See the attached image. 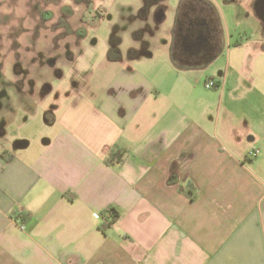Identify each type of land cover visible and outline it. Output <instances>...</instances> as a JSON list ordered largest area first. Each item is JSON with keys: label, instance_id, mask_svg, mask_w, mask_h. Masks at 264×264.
<instances>
[{"label": "crops", "instance_id": "1", "mask_svg": "<svg viewBox=\"0 0 264 264\" xmlns=\"http://www.w3.org/2000/svg\"><path fill=\"white\" fill-rule=\"evenodd\" d=\"M188 1L168 25L156 4L134 16L120 55L60 90L39 144L8 130L0 264H264V0H210L220 45L188 29Z\"/></svg>", "mask_w": 264, "mask_h": 264}, {"label": "rangeland", "instance_id": "2", "mask_svg": "<svg viewBox=\"0 0 264 264\" xmlns=\"http://www.w3.org/2000/svg\"><path fill=\"white\" fill-rule=\"evenodd\" d=\"M43 4H39V2ZM91 4L92 8L95 9H106L107 15L99 19L98 24L89 30L90 36L87 39L81 38L80 36V30L77 31V28L80 24L79 16L80 13L83 11L85 5L80 0H59L58 8L57 10L60 11L59 18H62L63 16H68L70 18V21L72 22V26L75 29V32L66 30L63 32V34L60 35V37L63 39L62 49L59 51L56 49H53V46L55 44V35L52 31L47 29L40 30V35L38 36H32L29 33L23 31L28 23V17L30 14L35 13L38 11H44L46 12L45 8L46 5L49 7H52L53 3H56V0H0V44L4 46V48H7L10 45H17V44H25V43H35L36 41L43 43L44 45L40 48V58L35 59L36 54H32L29 56H20L18 59V62L21 63V60L23 61V66L26 69H31L30 77L37 78L39 81L40 79H43L44 86L48 85L50 86V89L48 91V96L43 99H39V96L37 99L39 101H35L32 105L31 103L27 107H22L21 103H24L23 99H26V96H23L21 98L20 95H15V102L18 105H15L18 109V112H16L15 116L13 117V120L11 121L9 125V133L11 136H15L16 134H20L22 138H27L29 140L33 141V145H37L41 142L43 137L46 136V134L50 131V129L46 126L45 120H46V111L52 110V103L58 98L60 93V90H66L69 92H74L75 90H78L80 88H83V81L80 79H74L78 77V75L70 74L68 69H65V72L67 77L65 78V81H63L62 86L58 87L57 84H55V89L52 90L53 83L51 81L52 76L53 78L56 77V69L55 66L59 63H62L64 60H68L69 57L67 55V47L69 46V50H72L73 54L76 55V58L79 57L80 53L83 51V55L80 57L79 62L85 61L84 52L85 54H88L87 61L90 62V68H86L85 72L81 74V76L85 77L87 75H93V74H99L101 70H105L106 64L109 62L108 55L105 53L106 50L110 51L112 50V47L115 46L116 42L115 40H118V36L115 34L116 26L119 25V18L122 17V15L126 16L128 13L130 15H141V8L145 5H147L148 1L150 0H84ZM49 2V3H48ZM162 5L166 6V20L163 22L165 25H168V23L171 20L170 17V7L169 4H171L172 8H174L177 5L178 0H161L159 1ZM75 4V5H74ZM142 6V7H141ZM25 8V9H24ZM57 11V12H58ZM71 12L70 15L67 12ZM27 15H26V13ZM76 12V14H75ZM10 18V19H9ZM14 27L13 23H15ZM23 22V23H22ZM134 22V21H133ZM19 23V24H18ZM52 25V23H50ZM12 27V28H11ZM11 28V34H8V30ZM120 28V27H119ZM73 29V30H74ZM128 29L131 30V26L129 25ZM115 32V33H114ZM22 34V35H21ZM36 38L37 40H34ZM126 42H131L134 37H132L131 34H128L124 36ZM157 40L163 41L168 39L167 33L158 35ZM81 46L78 48H75L80 44ZM119 49V45L117 44L114 47V50ZM81 50V52H80ZM4 52H0V57L4 56ZM92 55H95L92 57ZM11 61L14 60L13 54L10 55ZM92 58L99 62V64L93 63ZM64 59V60H63ZM3 63H6L5 61H0ZM100 62H102L100 64ZM101 65V66H100ZM6 67L5 65H3ZM53 71V73H52ZM4 72V71H3ZM174 68H164L163 75L164 77L173 76ZM4 76V75H3ZM3 78V79H8ZM12 78V77H11ZM69 79L71 81H69ZM74 79V80H72ZM206 79V78H205ZM204 79V80H205ZM68 81V82H67ZM80 81V82H79ZM7 81H5V84H2L0 82V97H2L3 93H6L7 90H4L8 88V85H6ZM41 82V81H40ZM77 82V83H76ZM205 82V81H204ZM206 83V82H205ZM42 88V84H40ZM205 86V85H204ZM207 88V87H206ZM2 89V90H1ZM208 89V88H207ZM214 88L210 89L213 90ZM82 90V89H81ZM8 94L11 93L10 90L7 91ZM58 95V96H57ZM29 99V98H28ZM1 100V98H0ZM4 102V99H3ZM37 102V103H36ZM8 107V106H7ZM1 110H7L6 105H3V108ZM37 147V146H34Z\"/></svg>", "mask_w": 264, "mask_h": 264}, {"label": "flooded vegetation", "instance_id": "3", "mask_svg": "<svg viewBox=\"0 0 264 264\" xmlns=\"http://www.w3.org/2000/svg\"><path fill=\"white\" fill-rule=\"evenodd\" d=\"M84 5L83 11L80 13L79 16V21L80 24L77 28V31L80 30V36L81 38L87 39L90 36L89 30L94 28L98 22L99 19L107 15V10L106 9H93L91 4L87 1L80 0ZM159 1L161 0H150L148 1L147 5L144 4V6L141 8V13H144V21L148 19L147 14L149 13L150 7L153 4L157 5V14H159V17L166 13V6L162 5ZM49 3V2H48ZM58 3L59 0H56V3L52 4V7H49L46 5L45 9L46 12L42 11H36L33 14H30L28 17V23L23 29V31L29 33L32 36H38L40 35V30L47 29L53 32L55 35V44L53 46V49L60 50L62 49V38L60 37L61 34H63L64 31L69 30L75 32L74 27L72 26V22L70 21V18L68 16H63L62 18H59L60 16V11L57 10L58 8ZM74 3V0H73ZM39 4H43L39 2ZM75 5V4H74ZM188 12L190 15H192V18L189 16L186 17V21L188 20V29H194L193 27H196L194 31H202L205 32L206 35H208L211 43H214L216 45L222 44V32L224 31V28L221 23H219V14L216 10V8L211 4L210 0H189L186 6ZM25 9V8H24ZM58 11V12H57ZM26 13V12H25ZM69 15L71 12H67ZM76 14V12H75ZM27 15V13H26ZM138 15H133L129 17V22L126 25H121L120 22L118 23L115 31L116 35L118 36V40L115 41L116 44L115 46L121 43V37L119 36L120 32L128 30L129 25L132 27L133 21L135 17ZM141 16V15H140ZM158 18V17H157ZM10 19V18H9ZM121 17L119 18L120 21ZM17 22L13 23L11 25L12 27L15 26ZM23 23V22H22ZM52 23V25H50ZM19 24V23H18ZM17 25V24H16ZM11 27V28H12ZM120 27V28H119ZM151 26L149 24L146 25L147 29H151ZM11 28L7 29L8 34H11ZM74 29V30H73ZM13 31V30H12ZM134 34V33H133ZM22 35V34H21ZM34 40H37L34 38ZM30 43V42H29ZM17 44V45H10L7 48H4L3 45L0 44V52H4V56L0 57V61H5L7 60L6 63L0 62V82L2 84H5V81H7L6 85H8V88L4 90H10L11 93L8 94L3 93L1 100H0V146L3 147L2 149V155L5 156L6 158H10V156L13 155V153L10 151L9 148L10 146L15 145V141L9 140L8 139V128L11 123L12 117L9 116V114H16L18 112V109L15 105H18L15 102V95H20L21 98L23 96H26V99L24 100V103H21L22 107H27L30 103L31 105L35 101H39V99L46 98L48 96V91L50 89V86L45 85L44 86V81L43 79H40V81L37 78L30 77L31 69H26L23 66V61L21 60V63L18 62V59L20 56H29L32 54H36L35 59L40 58V48L44 45L43 43H40L36 41L35 43L29 44ZM201 45H208L207 40L204 42L201 40L198 42ZM210 44V43H209ZM81 46V41L78 46L75 48H78ZM68 51L67 55L69 57L68 60L62 61V63H59L58 65L55 66L56 69V77L53 78L52 76V83L54 84L53 87L51 88L52 90L55 89V84H57L61 79H64L67 77L65 72V69H68L70 74H76L78 77L74 79H80L81 81L84 80V77L81 76V74L84 73V67L88 58V54H85L84 52V57L85 61L79 62L80 57L83 55V51L81 52L80 50V55L78 58H76V55L73 54L72 50H69V46H66ZM117 49L115 52L117 53ZM13 54L14 60L11 61L10 55ZM120 55V53H117ZM116 54V55H117ZM5 65L6 67H4ZM4 71V72H3ZM53 73V71H52ZM4 75V76H3ZM8 79H3L7 78ZM12 77V78H11ZM72 79V80H74ZM42 84V88L40 86ZM2 90V89H1ZM40 95V96H39ZM39 96V99H37ZM29 98V99H28ZM4 99V102H3ZM36 102V103H37ZM6 105L7 110H1L3 108V105ZM8 106V107H7ZM52 110L51 111H46V113H51L54 110V104L51 105ZM14 117V116H13ZM6 146V148H5Z\"/></svg>", "mask_w": 264, "mask_h": 264}, {"label": "trees", "instance_id": "4", "mask_svg": "<svg viewBox=\"0 0 264 264\" xmlns=\"http://www.w3.org/2000/svg\"><path fill=\"white\" fill-rule=\"evenodd\" d=\"M126 152L127 151L119 148L118 146H114L110 150V152H109V154H108V156L106 158V162L108 164H111V165H115L117 163H121V162H123V160L125 158ZM110 215L112 217V220L107 222V223H104L103 224V229H105L106 227L110 226L111 223L116 221L119 218V216H120V214L117 211H115V209H110Z\"/></svg>", "mask_w": 264, "mask_h": 264}, {"label": "built area", "instance_id": "5", "mask_svg": "<svg viewBox=\"0 0 264 264\" xmlns=\"http://www.w3.org/2000/svg\"><path fill=\"white\" fill-rule=\"evenodd\" d=\"M205 86H206L208 89H212V88H216V87H218L219 84H218V82H217L215 79H210L209 81H207V82L205 83ZM250 154H251L252 157H254V156H256V155L258 154V151H257V150H253ZM94 215H95V217H97V218H100V217H101L100 213H95Z\"/></svg>", "mask_w": 264, "mask_h": 264}]
</instances>
